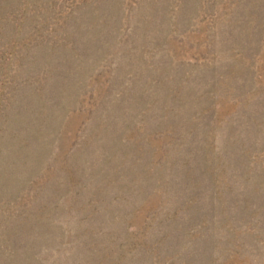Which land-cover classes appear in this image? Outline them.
<instances>
[{"label": "rangeland", "instance_id": "374dc122", "mask_svg": "<svg viewBox=\"0 0 264 264\" xmlns=\"http://www.w3.org/2000/svg\"><path fill=\"white\" fill-rule=\"evenodd\" d=\"M0 264H264V0H0Z\"/></svg>", "mask_w": 264, "mask_h": 264}]
</instances>
